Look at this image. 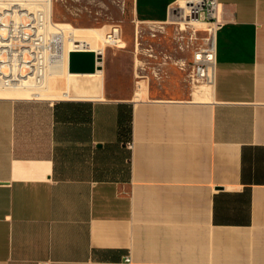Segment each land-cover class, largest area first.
<instances>
[{
  "label": "crops",
  "instance_id": "0c3cea01",
  "mask_svg": "<svg viewBox=\"0 0 264 264\" xmlns=\"http://www.w3.org/2000/svg\"><path fill=\"white\" fill-rule=\"evenodd\" d=\"M218 1L211 82L104 45L101 83L0 95V264H264V0Z\"/></svg>",
  "mask_w": 264,
  "mask_h": 264
},
{
  "label": "built area",
  "instance_id": "2783aa9c",
  "mask_svg": "<svg viewBox=\"0 0 264 264\" xmlns=\"http://www.w3.org/2000/svg\"><path fill=\"white\" fill-rule=\"evenodd\" d=\"M54 7L55 0H0L1 89H26L29 97L41 98L49 80L64 68L68 52L90 49L73 39V31L66 33L64 26L73 24L55 20ZM218 12V0H182L171 9L166 23L152 24L161 30L169 23L180 24L182 29L189 27L188 44L197 43L190 62L189 77L193 82H211L213 79L216 33L222 24ZM116 28L105 36L116 40H103V45H121ZM198 30L202 32L201 36ZM68 44L71 47L67 49ZM103 50L97 52L102 54ZM125 260L131 263V256L127 255Z\"/></svg>",
  "mask_w": 264,
  "mask_h": 264
},
{
  "label": "rangeland",
  "instance_id": "374dc122",
  "mask_svg": "<svg viewBox=\"0 0 264 264\" xmlns=\"http://www.w3.org/2000/svg\"><path fill=\"white\" fill-rule=\"evenodd\" d=\"M54 15L57 21L70 22L75 27H94L97 28L103 35L99 36V40L103 42L107 33L113 32V28L117 27L118 36H123L126 44L124 47L119 46L118 50H137L152 52L164 51L168 53V60H176L179 65H182V74L188 77L190 73L189 61L191 58L193 46L189 43V27L182 29L180 24L169 23L164 27V30L153 27L152 24H141L134 20L132 13V0H55ZM155 33V36H153ZM199 36L202 32L198 30ZM200 43V42H199ZM198 43V45H199ZM123 43L121 42V45ZM105 46H112L105 44ZM106 50H115L108 47ZM157 60V59H156ZM152 64V63H150ZM130 64V68H131ZM134 66H132L133 68ZM131 68V69H132ZM90 80L95 78L96 81H103V74H77L49 80V88L45 92L46 95L58 94L61 96L63 85H55V82L68 81L71 85L78 79ZM93 77V78H92ZM190 79V77H189ZM135 79L130 78L129 84H134ZM47 85V87H48ZM76 88L78 85H74ZM71 85V91L74 87ZM123 88H131L136 85H121ZM188 87L190 85H187ZM57 89L61 91H56ZM52 90V92H50ZM55 96V95H54ZM62 97V96H61Z\"/></svg>",
  "mask_w": 264,
  "mask_h": 264
},
{
  "label": "bare ground",
  "instance_id": "6f19581e",
  "mask_svg": "<svg viewBox=\"0 0 264 264\" xmlns=\"http://www.w3.org/2000/svg\"><path fill=\"white\" fill-rule=\"evenodd\" d=\"M65 31L66 33H69L70 31H73L75 36L73 39H75L76 41H80L83 44V47H88L90 49H94V50H99L102 49L104 47L103 42H101L99 40V36H102L103 34L94 27H75V26H69V25H65ZM115 31L117 32V29H115ZM106 38V37H105ZM105 41H115L116 39H111V38H106L104 39ZM68 47H71V45H67V49ZM101 73L100 71L94 72V73H75V72H70L68 70V56L66 55L65 57V64H64V68L61 70V73L59 75H55L52 80L59 78V77H63L64 75H67L68 77L71 75H77V74H99ZM49 88L46 87V89ZM62 89V95L63 96H71L70 92H71V85L70 83L66 80L64 81V85ZM61 91V90H59ZM0 95H15V96H21V97H29V91L26 89H18V90H9V89H1L0 88ZM46 94H43V97H45Z\"/></svg>",
  "mask_w": 264,
  "mask_h": 264
},
{
  "label": "water",
  "instance_id": "95a60500",
  "mask_svg": "<svg viewBox=\"0 0 264 264\" xmlns=\"http://www.w3.org/2000/svg\"><path fill=\"white\" fill-rule=\"evenodd\" d=\"M102 54L94 49H72L68 52V70L94 73L101 70Z\"/></svg>",
  "mask_w": 264,
  "mask_h": 264
},
{
  "label": "trees",
  "instance_id": "16d2710c",
  "mask_svg": "<svg viewBox=\"0 0 264 264\" xmlns=\"http://www.w3.org/2000/svg\"><path fill=\"white\" fill-rule=\"evenodd\" d=\"M55 18V15H54ZM56 20V18H55ZM132 126V118L131 114L126 115V113L121 109L119 111V129L120 132L124 131V129L131 131Z\"/></svg>",
  "mask_w": 264,
  "mask_h": 264
}]
</instances>
